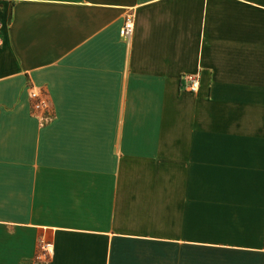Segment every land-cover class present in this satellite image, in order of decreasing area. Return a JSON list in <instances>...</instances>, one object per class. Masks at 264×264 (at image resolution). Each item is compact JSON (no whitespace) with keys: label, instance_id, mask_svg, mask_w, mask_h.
<instances>
[{"label":"crops","instance_id":"1","mask_svg":"<svg viewBox=\"0 0 264 264\" xmlns=\"http://www.w3.org/2000/svg\"><path fill=\"white\" fill-rule=\"evenodd\" d=\"M42 242L46 264H264V0H0V264Z\"/></svg>","mask_w":264,"mask_h":264},{"label":"built area","instance_id":"2","mask_svg":"<svg viewBox=\"0 0 264 264\" xmlns=\"http://www.w3.org/2000/svg\"><path fill=\"white\" fill-rule=\"evenodd\" d=\"M135 32V20L133 15H129L120 31L121 37L125 39H132ZM185 83V90L189 93H198L200 90L201 82L200 76L189 74L183 76ZM30 98L32 101V113L43 121L50 119L52 111L48 92L36 88L30 89ZM54 247L51 243L42 242L40 251L37 256V263L46 264L49 258L53 255Z\"/></svg>","mask_w":264,"mask_h":264}]
</instances>
